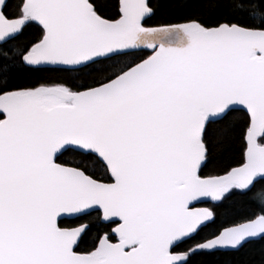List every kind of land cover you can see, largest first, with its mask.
<instances>
[{
  "label": "snow or ice",
  "instance_id": "obj_1",
  "mask_svg": "<svg viewBox=\"0 0 264 264\" xmlns=\"http://www.w3.org/2000/svg\"><path fill=\"white\" fill-rule=\"evenodd\" d=\"M0 264H264V0H0Z\"/></svg>",
  "mask_w": 264,
  "mask_h": 264
}]
</instances>
